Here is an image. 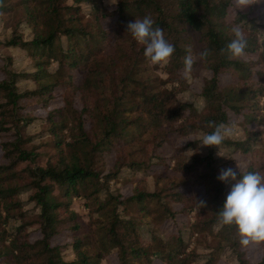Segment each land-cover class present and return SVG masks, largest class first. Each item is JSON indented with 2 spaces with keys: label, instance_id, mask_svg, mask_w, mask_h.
Here are the masks:
<instances>
[{
  "label": "trees",
  "instance_id": "1",
  "mask_svg": "<svg viewBox=\"0 0 264 264\" xmlns=\"http://www.w3.org/2000/svg\"><path fill=\"white\" fill-rule=\"evenodd\" d=\"M98 1L0 0L11 30L0 43V264H103L113 254L118 264H219L228 257L264 264V243L254 262L237 227L219 224L234 182L217 179L230 162L220 150L253 158L241 176L264 175V11L252 17L251 8L238 10L230 22L235 0H116L115 10ZM146 15L175 47L164 66L150 64L127 33L129 22ZM107 19L115 20L110 29ZM236 25L247 40L240 60L227 51ZM14 50L32 65L19 70ZM186 56L191 70L211 74L192 102L168 86L182 82ZM57 90L63 105L35 117L33 108H50ZM235 115L243 137L202 152L203 136L214 131L208 124L226 131ZM188 137L200 139L176 148L171 170L158 151ZM155 166L164 169L152 190L142 183L130 195L113 190L139 172L153 175ZM188 186L204 188V196H189L182 191Z\"/></svg>",
  "mask_w": 264,
  "mask_h": 264
},
{
  "label": "clouds",
  "instance_id": "2",
  "mask_svg": "<svg viewBox=\"0 0 264 264\" xmlns=\"http://www.w3.org/2000/svg\"><path fill=\"white\" fill-rule=\"evenodd\" d=\"M235 2L239 10L253 5L252 0H235ZM153 25L154 20L146 15L142 19L129 22L127 33H130L138 44L144 46V56L150 64L164 66L173 57L175 47L165 39L164 30L160 27L154 28ZM231 31L234 39L227 44L229 56L235 60L243 59L247 48L245 35L239 25L233 26ZM192 63L191 56L184 58L186 71L191 70ZM208 127L214 128V131L203 136L202 145L219 149L218 146L222 144L227 134L225 125L210 122ZM190 152L192 151L189 150L184 154L187 155ZM239 177L237 169L232 167L221 169L217 177L225 184L229 181L234 182L226 196L223 208L218 213L219 224L235 225L241 246L264 243V175L259 172H249L241 176L239 170ZM200 204L203 205V202Z\"/></svg>",
  "mask_w": 264,
  "mask_h": 264
},
{
  "label": "rangeland",
  "instance_id": "3",
  "mask_svg": "<svg viewBox=\"0 0 264 264\" xmlns=\"http://www.w3.org/2000/svg\"><path fill=\"white\" fill-rule=\"evenodd\" d=\"M70 1L73 2V0H70ZM98 3L104 5V7H107L110 10H115L116 8V0H112V2L111 0H99ZM252 3L253 5L251 7H248L240 11H243L245 13L249 11V8H251V11L253 12L252 17H259L261 13L264 11V6H263L264 0H252ZM238 10H239V7L235 3V10L232 9L229 12L228 19L230 22L233 21L234 16L236 15V12ZM114 22H115L114 19H107L104 21L103 24L106 29H110L113 26ZM25 35L27 39H30L29 31H26ZM10 37H11V30L9 29L8 23L2 18H0V43L6 42V39H10ZM4 54H5V50H0V64H2L1 59ZM13 54L16 56H19L18 58H16L17 66L19 70L27 69L28 65H32L33 61L27 57L24 51L14 50ZM194 60L198 61V57H194ZM157 74L160 75V77H162L163 79L170 78V76L162 72H159V73L157 72ZM209 78H211V74L208 71L197 67L193 70L183 72L182 82H176L174 84L170 83L168 86L170 88L175 87L181 90L182 92H181L180 98L183 99L184 101L192 102V101H195L196 96L201 93L205 85L206 79H209ZM1 79H2V73L0 72V80ZM74 81L77 85H80L82 83V77L77 72H74ZM22 86L29 88V89L35 88V85L32 83H29V84L24 83L22 84ZM55 96L56 98L50 103V108L44 109L42 107H35L33 108L34 109L33 115L39 118L46 117L48 111L61 107L63 105L61 91L57 90L55 92ZM78 105L80 106L79 102H78ZM241 119H242L241 116L235 115L236 124L235 126H233L234 128L229 127L225 131L227 133L225 135V139L227 140L235 139V141H237L243 137L242 129L245 126V124L241 122L242 121ZM248 128H254V127L253 125L249 124ZM39 131H40L39 128L37 129L35 128V133H38ZM257 131L259 130L257 129ZM261 136L264 139V134H262ZM198 139H200V137H188V138H184L180 140H174L171 144L164 145L158 151V155L165 159L164 160L165 163L171 166L170 168L171 170L172 169L174 170L176 169V165H177V162L173 159L176 148L186 146L190 142L198 140ZM203 149L204 150L202 152H205V150H208L207 147L206 148L204 147ZM220 151H221L220 155L226 156L230 161L228 166H225V168L232 167L234 169H237V172H239V170L240 171L243 170L247 165L252 163V160H253L251 156H247L244 153L234 152L232 154H228V152L224 150H220ZM115 160H116L115 153L107 157V167H106L107 172L114 166ZM155 165H160V164H155ZM237 166L239 169L237 168ZM163 169L164 168L162 166L152 167L150 172H152L153 175L144 174L142 172H139L138 174L134 175L133 179H131L130 182H127V179H123L121 183L114 184L112 188L113 190L118 191L119 193H122L124 195H130L133 191V188L139 185L140 183H142V186H146L152 190L153 182L155 179L154 175L158 174L159 171ZM182 191L186 192L189 196H194L195 194H201L202 196H204L205 194L204 188H200V187L198 188V187L188 186ZM75 203H76V210L82 215L83 220L88 221L89 217L87 215L86 209H84L83 206L79 204V201L75 200ZM187 222L188 221L185 217L180 218L181 224L187 223ZM171 225L172 224L169 225L170 227L169 229H171ZM66 241H67L66 237L61 240L62 243H65ZM68 255H70L68 259L70 260L73 259L72 253H69ZM249 256H250V259L254 262H258L260 260L261 253H260V249L258 248L257 244L254 243L249 247ZM103 264H118V258L116 255L113 254L110 257H108L103 262ZM219 264H235V262L233 261L232 258L228 257V258L221 260Z\"/></svg>",
  "mask_w": 264,
  "mask_h": 264
}]
</instances>
